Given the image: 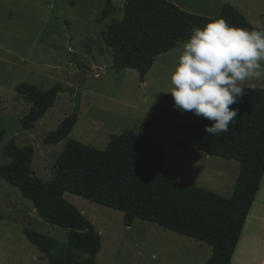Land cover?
<instances>
[{
    "label": "rangeland",
    "instance_id": "374dc122",
    "mask_svg": "<svg viewBox=\"0 0 264 264\" xmlns=\"http://www.w3.org/2000/svg\"><path fill=\"white\" fill-rule=\"evenodd\" d=\"M181 10L212 18L231 5L250 25L264 24V0H168ZM125 0H112L114 11L101 19L104 0H0V166L9 159L2 149L8 142L32 146L30 168L43 182L52 178L56 158L68 140L102 150L111 135L136 131L151 123L149 139L163 152L165 171L179 181L229 198L238 175L236 161L209 157L195 147H178L185 138L181 126L196 115L178 110L168 91L170 73L184 39L157 56L143 82L134 70L110 69L112 54L102 41L112 19H121ZM29 83L41 91L54 84L66 90L30 131L20 119L29 104L15 88ZM243 87L264 88V80H250ZM78 99L77 123L69 136L56 145L44 137L73 113ZM264 193L262 185L259 206ZM63 198L92 224L99 234L96 264H205L211 248L203 243L135 219L130 227L122 214L65 193ZM29 228L65 242L68 230L43 222L32 203L0 179V264H48L24 237Z\"/></svg>",
    "mask_w": 264,
    "mask_h": 264
},
{
    "label": "trees",
    "instance_id": "16d2710c",
    "mask_svg": "<svg viewBox=\"0 0 264 264\" xmlns=\"http://www.w3.org/2000/svg\"><path fill=\"white\" fill-rule=\"evenodd\" d=\"M76 1L69 0V5L75 6ZM113 11L112 0H104L101 19ZM216 17L233 26L252 27L228 4ZM209 19L185 12L168 0H125L122 18L112 19L102 38L112 54L110 69L116 73L134 70L143 82L157 56L173 50L178 40H187L193 28H202ZM243 88V96L229 106L238 110L229 132L210 136L205 125L212 122L196 116L190 125L181 126L185 138L177 143L238 163L230 198L170 177L162 150L149 139V122H142L136 131L111 135L102 150L68 140L48 182L30 168L32 146L8 142L2 153L9 163L0 166V179L32 203L40 220L68 230L66 241L60 242L25 228L22 233L28 243L48 264H96L99 234L64 200L67 193L121 213L125 227L138 219L204 243L211 248L206 264H229L264 173V88ZM64 92L71 90L58 83L46 91L29 83L18 85L15 93L30 106L20 119L21 129L32 130ZM78 111L76 99L73 113L44 137L43 144L56 145L66 139L77 123ZM4 135L0 130V141Z\"/></svg>",
    "mask_w": 264,
    "mask_h": 264
},
{
    "label": "clouds",
    "instance_id": "9594fccd",
    "mask_svg": "<svg viewBox=\"0 0 264 264\" xmlns=\"http://www.w3.org/2000/svg\"><path fill=\"white\" fill-rule=\"evenodd\" d=\"M264 80V24L251 28L212 17L193 28L170 73L174 106L211 121L210 136L227 133L238 110L230 108L243 96V85Z\"/></svg>",
    "mask_w": 264,
    "mask_h": 264
},
{
    "label": "crops",
    "instance_id": "0c3cea01",
    "mask_svg": "<svg viewBox=\"0 0 264 264\" xmlns=\"http://www.w3.org/2000/svg\"><path fill=\"white\" fill-rule=\"evenodd\" d=\"M263 184L264 173L229 264H264V204L259 206ZM262 198L264 203V193Z\"/></svg>",
    "mask_w": 264,
    "mask_h": 264
}]
</instances>
